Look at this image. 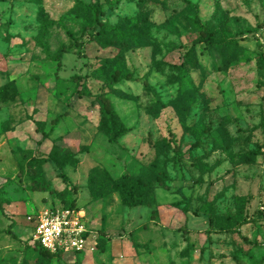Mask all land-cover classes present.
<instances>
[{"label":"rangeland","instance_id":"374dc122","mask_svg":"<svg viewBox=\"0 0 264 264\" xmlns=\"http://www.w3.org/2000/svg\"><path fill=\"white\" fill-rule=\"evenodd\" d=\"M188 1L205 28L219 29L238 48L219 38L200 43L196 9L186 0H106L109 25L127 28L137 18L135 28L153 37L125 54L136 80L104 91L130 128L110 143L99 129L96 96L109 72L104 59L119 49L89 41L92 30L69 13L76 0H0V87L14 83L12 101L0 104V135L10 132L0 146V199L16 213L6 218L0 207V264H43L34 227L40 212L64 205L62 173L76 187L89 242L98 244L89 251L93 264H264V0ZM48 21L55 24L39 41ZM76 74L89 77L87 95L75 94ZM200 125L208 133L192 148L186 127ZM176 148L185 153L179 162ZM54 153L58 162L73 156L60 169ZM96 169L114 178L164 172L155 183L160 207L100 197L89 185ZM30 171L42 172L50 191H31ZM179 201L208 211L197 216L185 203L171 206ZM11 224L15 236L6 232ZM86 252L51 264H83Z\"/></svg>","mask_w":264,"mask_h":264},{"label":"trees","instance_id":"16d2710c","mask_svg":"<svg viewBox=\"0 0 264 264\" xmlns=\"http://www.w3.org/2000/svg\"><path fill=\"white\" fill-rule=\"evenodd\" d=\"M187 4L195 7V19L194 23L198 27L201 28V38L199 40L200 43H205L207 46H212L215 44L217 38L219 41L228 44L231 47H237L238 43L233 42V40H227L222 31L215 28H205L200 21L199 18V10L198 6L193 4L192 2L186 0ZM106 4V0H91L90 2H85L82 0H76L75 5L70 10V14H73L78 19H83L85 28L88 30H92V34L90 35L89 41H95L102 47L115 46L119 49L118 54L113 58H105L104 63L105 67L109 68L108 74H106L104 82L100 87V91L96 96V101L99 105V129L102 133L105 134L108 141L113 143L123 137L125 134L130 132V128L122 121L120 115L118 114L114 103L104 94V91L109 89H114L118 91L116 85L123 81H135L133 72L128 69L125 65V54L127 51L140 48L145 45H152L153 37L146 29H137L135 28L141 22L140 19L137 18H128V27L120 28L118 26L109 25L104 17L106 12L104 10V5ZM55 24V21L45 22L42 27L41 36L38 39L39 41L42 39V36L46 33V31ZM71 40L74 41V45L77 48H82L83 42H80L72 32L67 33ZM61 55L58 54L55 57V61L60 63ZM259 61L264 66V52L259 54ZM185 70H181L182 79L186 77ZM75 83H77V87L75 90V94L79 97L87 95L86 93V84L89 80L88 76L82 75H74L71 78ZM10 87H14V83H9L3 87H0V104L7 103L12 101V98L8 96L7 89ZM148 84H145V88L148 89ZM264 126V122L262 123ZM186 130L195 137L196 142L192 146V148H197L200 146L203 137L208 133L207 128L204 126H187ZM57 153V152H55ZM53 154L51 160L58 162V154ZM258 155V153L256 154ZM73 153L64 156L62 162H58V166L60 169H63L68 162L71 160ZM185 156V153L181 152L179 148H176L175 161L179 162ZM153 166V165H152ZM41 168V167H40ZM41 171V170H40ZM22 173V170H19L18 175ZM30 177V189L31 191H39V192H48L50 191V185L47 180L44 178L42 172H28ZM31 174V175H30ZM63 182L66 184L65 189L60 193L62 196V204L60 208H76L80 209L76 206V199L73 198V195L76 193L75 186L71 183L68 176L64 173L60 174ZM162 177L164 178V172L158 171L155 174L153 179L145 178L141 175H133L130 173H124L118 178H114L110 171L105 169H96L92 176L89 178V185L93 189V191L99 193L100 197H108L112 194H117L122 205L128 208L135 207H160L157 202L155 196V183H163ZM185 203L184 211H192L193 214L199 216L204 214V212L208 211V206H201L196 210H192L191 205L187 201H179L173 203L171 206L173 208H180ZM0 207L2 214L9 218L7 212L3 207V201L0 199ZM57 208V207H55ZM155 213V211H153ZM153 215V214H152ZM246 224V221L239 223L240 226ZM13 224L9 226L6 230L12 236H15L11 231V227ZM34 249L38 251L40 259L43 261V264H51L52 259L62 254H53L42 248L38 243H34ZM262 264V262H260Z\"/></svg>","mask_w":264,"mask_h":264},{"label":"built area","instance_id":"2783aa9c","mask_svg":"<svg viewBox=\"0 0 264 264\" xmlns=\"http://www.w3.org/2000/svg\"><path fill=\"white\" fill-rule=\"evenodd\" d=\"M85 211L76 208H50L36 218L33 241L53 254H76L93 251L91 230L84 223Z\"/></svg>","mask_w":264,"mask_h":264},{"label":"crops","instance_id":"0c3cea01","mask_svg":"<svg viewBox=\"0 0 264 264\" xmlns=\"http://www.w3.org/2000/svg\"><path fill=\"white\" fill-rule=\"evenodd\" d=\"M9 134H10V132H7V133H4V134H1V135H0V137H3V138L5 139V140H3V141L1 142L0 146L4 145L5 142H8L6 139H7V137H8ZM12 210H14V209H12ZM6 211H9V208H7ZM17 211H18V210H17ZM17 211H16V212H17ZM9 213L16 215L15 210L12 211V212L9 211ZM97 245H98V244H97ZM32 248H33V246H32ZM17 249L20 250L21 248L18 247ZM22 249H24V248H22ZM74 261H75V260H74ZM93 262H94V260H93L92 256H90L89 251L86 252V253H85V258H84V260L82 261V263H83V264H93Z\"/></svg>","mask_w":264,"mask_h":264}]
</instances>
